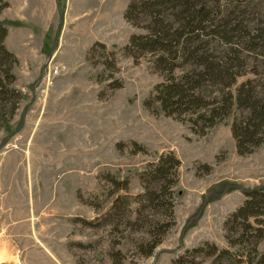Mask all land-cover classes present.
Wrapping results in <instances>:
<instances>
[{"label": "rangeland", "instance_id": "obj_1", "mask_svg": "<svg viewBox=\"0 0 264 264\" xmlns=\"http://www.w3.org/2000/svg\"><path fill=\"white\" fill-rule=\"evenodd\" d=\"M132 1L0 0L22 91L0 126V264H259L250 246L228 242L225 222L246 191L264 187V143L240 155L233 116L198 136L146 108L164 77L148 56L125 52L133 34L147 32L145 14L141 27L124 16ZM224 1L228 30L244 31L234 28V44L251 46L248 67L264 75V0ZM169 150L182 161L176 222L147 254L148 225H134L140 176ZM207 164L212 170L200 175ZM207 242L235 256L192 252Z\"/></svg>", "mask_w": 264, "mask_h": 264}, {"label": "trees", "instance_id": "obj_2", "mask_svg": "<svg viewBox=\"0 0 264 264\" xmlns=\"http://www.w3.org/2000/svg\"><path fill=\"white\" fill-rule=\"evenodd\" d=\"M226 3L224 0H133L124 16L134 26L141 27V16L145 14L143 27L147 32L133 34L125 52L134 58L148 56L154 70L164 77L145 101L151 113L162 110L165 115L188 123L198 136H205L209 128L233 116L231 132L236 151L248 155L264 143V75L248 67L244 52H251V46L241 50L234 44L231 37V32H236L234 28L244 31L241 24L228 30V16H223V10L228 9ZM7 35V26L0 22V126L7 124L9 111L14 113L17 101L22 98V91L14 85L13 68L18 59L5 45ZM88 59H91L89 55ZM249 73L254 77L238 83L239 77ZM181 165V159L169 150L141 173L144 192L138 196L141 207L137 208L134 225H148L147 254L155 250L175 225L174 194ZM204 167L205 170H198L200 175L212 170L208 164ZM246 197L225 222V236L232 246H250L248 255H254V260L264 264V251H259L264 240V187L246 191ZM155 216L164 219L158 221ZM124 223L133 227L130 218ZM192 252L219 258L235 256L209 242ZM184 258L181 256L177 262Z\"/></svg>", "mask_w": 264, "mask_h": 264}, {"label": "built area", "instance_id": "obj_3", "mask_svg": "<svg viewBox=\"0 0 264 264\" xmlns=\"http://www.w3.org/2000/svg\"><path fill=\"white\" fill-rule=\"evenodd\" d=\"M60 69H61V67L55 66L53 69H51L50 76L59 74Z\"/></svg>", "mask_w": 264, "mask_h": 264}, {"label": "bare ground", "instance_id": "obj_4", "mask_svg": "<svg viewBox=\"0 0 264 264\" xmlns=\"http://www.w3.org/2000/svg\"><path fill=\"white\" fill-rule=\"evenodd\" d=\"M24 221V220H23Z\"/></svg>", "mask_w": 264, "mask_h": 264}]
</instances>
